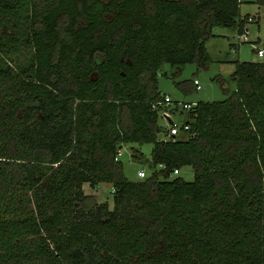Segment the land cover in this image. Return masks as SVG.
<instances>
[{
    "label": "trees",
    "instance_id": "obj_1",
    "mask_svg": "<svg viewBox=\"0 0 264 264\" xmlns=\"http://www.w3.org/2000/svg\"><path fill=\"white\" fill-rule=\"evenodd\" d=\"M242 2L0 0V264H264V63L237 61L176 138L153 108L165 64L177 79L215 26L244 33ZM101 182L113 208L84 191Z\"/></svg>",
    "mask_w": 264,
    "mask_h": 264
},
{
    "label": "rangeland",
    "instance_id": "obj_2",
    "mask_svg": "<svg viewBox=\"0 0 264 264\" xmlns=\"http://www.w3.org/2000/svg\"><path fill=\"white\" fill-rule=\"evenodd\" d=\"M242 16L254 17L245 28L248 31V40H244L238 28L215 26L212 35L206 39L205 46L208 55L207 63L199 65L197 62L189 63L182 69L180 76L172 77L173 68L165 64L164 71L158 74V88L162 96H169L172 100L165 107L169 113L172 109L171 119L182 124L186 121L189 110L183 109L185 103L196 105L199 101H219L231 96L236 89L234 73L237 61H260L257 47L264 48V0H243L241 4ZM199 80L201 88L193 85ZM180 81V83H179ZM159 123L169 129V122L160 113ZM153 145L145 144L142 152L148 158L151 157ZM122 155L119 157L123 163L124 174L130 180H139L138 172L141 168L148 171L146 164L133 159L132 145H125ZM178 176V175H173ZM180 176L185 180L194 179V170L191 166L181 169ZM86 194L93 195L98 203L108 202L114 206V188L110 182H101L97 186L90 183L84 184Z\"/></svg>",
    "mask_w": 264,
    "mask_h": 264
},
{
    "label": "built area",
    "instance_id": "obj_3",
    "mask_svg": "<svg viewBox=\"0 0 264 264\" xmlns=\"http://www.w3.org/2000/svg\"><path fill=\"white\" fill-rule=\"evenodd\" d=\"M254 20V17H250V21H253ZM244 40L247 41L248 40V31H247V28H244ZM257 54L259 55V57L261 58L260 59V62L264 63V48H259L257 47ZM195 84L197 86L198 89L201 88L200 86V82L199 80H195ZM172 102L171 98L169 96H165L164 100L163 101H160L158 102V104H154L153 105V108H160L161 109V112L163 113V117L169 122V133H168V138H176V136H178L181 131H187L190 129V125L185 122L183 124H178L176 122H174L172 119H171V113H173L172 109H169L170 112L168 113L166 111V109H163L162 111V108L165 107L166 104H170ZM195 105H192V104H188V103H185L183 105V109L185 110H191ZM122 155V150L120 149L119 152H118V155H117V159ZM181 170L180 169H175L174 171V174H180ZM148 175V172L145 168H141L138 172V176L139 178H144Z\"/></svg>",
    "mask_w": 264,
    "mask_h": 264
}]
</instances>
